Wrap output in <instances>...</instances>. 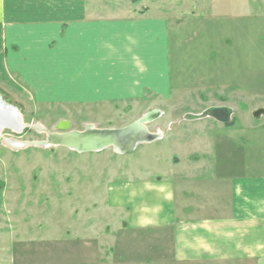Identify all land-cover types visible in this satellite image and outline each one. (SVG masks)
<instances>
[{
	"label": "crops",
	"instance_id": "obj_1",
	"mask_svg": "<svg viewBox=\"0 0 264 264\" xmlns=\"http://www.w3.org/2000/svg\"><path fill=\"white\" fill-rule=\"evenodd\" d=\"M99 11L91 0H0V83L97 108L147 92L170 98L169 18ZM167 154L166 170L110 184L102 214L73 220L67 238L47 225L35 238L0 233V264H264V165L236 173Z\"/></svg>",
	"mask_w": 264,
	"mask_h": 264
},
{
	"label": "rangeland",
	"instance_id": "obj_2",
	"mask_svg": "<svg viewBox=\"0 0 264 264\" xmlns=\"http://www.w3.org/2000/svg\"><path fill=\"white\" fill-rule=\"evenodd\" d=\"M91 5L102 17L129 19L151 12L169 18L171 97L147 92L135 101L97 108L42 103L25 87L0 83V97L30 126L21 134L6 130L0 138V233L16 239L40 236L46 225L49 231L59 227L67 238L73 220L83 224L106 206L108 186L129 180L124 174L166 170L167 151H176L183 166L241 173L264 165V118L253 116L264 106V0H91ZM219 105L236 107L233 126L185 121L169 132V125L185 115ZM153 111L163 115L147 128L162 130L164 139L127 155L111 149L85 154L62 147L18 150L4 141H46V134L32 127L52 132L60 121L69 122L71 131L82 132L86 125L122 129ZM180 141V149L172 148ZM204 149L209 155L203 161ZM191 154L201 157L197 165L188 162Z\"/></svg>",
	"mask_w": 264,
	"mask_h": 264
},
{
	"label": "water",
	"instance_id": "obj_3",
	"mask_svg": "<svg viewBox=\"0 0 264 264\" xmlns=\"http://www.w3.org/2000/svg\"><path fill=\"white\" fill-rule=\"evenodd\" d=\"M160 116L159 111H153L122 129H100L94 125H86L82 132L71 131L69 122L60 121L52 132L43 127H34L36 131L46 134V141L19 143L5 140V142L18 149L62 147L79 154L99 153L107 149H113L118 154L126 155L132 153L138 145L149 144L159 139V135L148 131L147 125ZM204 116H209L226 125L230 121L231 109L228 107L211 108ZM253 116L256 119L264 118V109L256 111ZM28 127L24 124L19 111L7 105L0 97V137L5 130L21 132Z\"/></svg>",
	"mask_w": 264,
	"mask_h": 264
},
{
	"label": "trees",
	"instance_id": "obj_4",
	"mask_svg": "<svg viewBox=\"0 0 264 264\" xmlns=\"http://www.w3.org/2000/svg\"><path fill=\"white\" fill-rule=\"evenodd\" d=\"M234 125V121L232 122V124L230 126H233Z\"/></svg>",
	"mask_w": 264,
	"mask_h": 264
},
{
	"label": "bare ground",
	"instance_id": "obj_5",
	"mask_svg": "<svg viewBox=\"0 0 264 264\" xmlns=\"http://www.w3.org/2000/svg\"><path fill=\"white\" fill-rule=\"evenodd\" d=\"M12 131H14V130H12Z\"/></svg>",
	"mask_w": 264,
	"mask_h": 264
}]
</instances>
